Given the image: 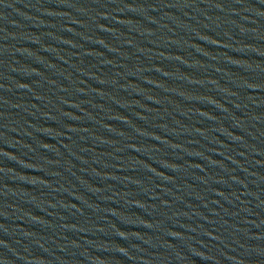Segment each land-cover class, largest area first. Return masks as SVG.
<instances>
[{
    "label": "water",
    "instance_id": "1",
    "mask_svg": "<svg viewBox=\"0 0 264 264\" xmlns=\"http://www.w3.org/2000/svg\"><path fill=\"white\" fill-rule=\"evenodd\" d=\"M0 264H264V0H0Z\"/></svg>",
    "mask_w": 264,
    "mask_h": 264
}]
</instances>
